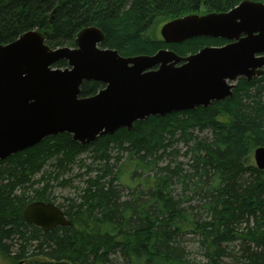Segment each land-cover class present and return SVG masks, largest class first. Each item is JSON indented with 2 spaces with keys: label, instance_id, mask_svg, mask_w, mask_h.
<instances>
[{
  "label": "trees",
  "instance_id": "1",
  "mask_svg": "<svg viewBox=\"0 0 264 264\" xmlns=\"http://www.w3.org/2000/svg\"><path fill=\"white\" fill-rule=\"evenodd\" d=\"M242 1L0 0V45L38 30L52 49L73 47L80 30L96 27L104 36L100 47L123 57L163 49L186 57L226 42L199 37L167 45L154 29ZM102 88L84 82L80 96ZM258 147L264 73L239 79L222 102L151 116L88 145L67 134L48 137L0 161V254L11 264H264V172L251 162ZM68 187L73 194L58 206L69 226L42 232L25 222L27 205L53 202L54 189ZM123 188L130 191L124 197ZM185 237L200 259L183 245ZM234 243L238 253L229 250Z\"/></svg>",
  "mask_w": 264,
  "mask_h": 264
},
{
  "label": "water",
  "instance_id": "2",
  "mask_svg": "<svg viewBox=\"0 0 264 264\" xmlns=\"http://www.w3.org/2000/svg\"><path fill=\"white\" fill-rule=\"evenodd\" d=\"M165 44L193 38L221 39V47H205L179 57L169 50L153 56L123 57L100 48L103 33L82 29L74 48L51 49L46 35L29 31L0 45V161L59 134L88 145L117 130H131L149 116L207 108L230 97L239 78L262 75L264 3L245 0L225 13L192 14L163 24ZM64 60V70L52 69ZM84 82L104 87L94 96L80 97ZM258 170L264 171V147L254 150ZM25 222L43 232L69 223L51 204L33 202Z\"/></svg>",
  "mask_w": 264,
  "mask_h": 264
},
{
  "label": "rangeland",
  "instance_id": "3",
  "mask_svg": "<svg viewBox=\"0 0 264 264\" xmlns=\"http://www.w3.org/2000/svg\"><path fill=\"white\" fill-rule=\"evenodd\" d=\"M154 33H153V36L155 37V38H160L159 37V35H158V31H157V29L155 28L154 29ZM157 31V32H156ZM84 156H86V155H83V157H81V158H84ZM124 159L125 158H123V159H121V162L118 164V165H120V164H122L123 162H124ZM179 161H182V159L181 158H179ZM251 162H252V164L254 165V161H253V157H252V154H251ZM87 163H90V161H88ZM72 171H73V174H77V168L76 167H74L73 169H72ZM129 178V176L127 175L126 177H125V179H124V182H123V187H127V179ZM78 183H77V179L76 178H74V182H73V185L75 186V185H77ZM123 193H122V195H123V197L124 196H126L127 194H129L130 193V191L129 190H127V189H124L123 188ZM73 190L72 189H70V187H68V188H65V189H58V188H55L54 189V191H53V202H55L56 204L58 203V201H60V197L61 196H67V195H72L73 193ZM59 204V203H58ZM183 245L184 246H187L188 248H189V250L191 251V254H192V257H194L195 256V254H197V250H196V246H195V244L194 243H192L191 241H189V238H183ZM239 243H234L231 247H229V250H231V251H237V253L239 252ZM233 256H231L230 258H232ZM195 258H197V259H200L201 257L198 255V256H195ZM233 258H238L237 256H234ZM43 260V259H42ZM0 264H11V261H10V259L9 258H7V257H5V256H3V255H1L0 254Z\"/></svg>",
  "mask_w": 264,
  "mask_h": 264
},
{
  "label": "bare ground",
  "instance_id": "4",
  "mask_svg": "<svg viewBox=\"0 0 264 264\" xmlns=\"http://www.w3.org/2000/svg\"><path fill=\"white\" fill-rule=\"evenodd\" d=\"M227 12H228V11H227ZM221 13H225V12H221ZM207 14H211V13H207ZM174 20H175V19H174ZM89 28H91V27H89ZM93 28L98 29V28H96V27H93ZM84 29H86V28H84ZM98 30H99V29H98ZM99 31H100V30H99ZM28 32H29V31H28ZM100 32H101V31H100ZM20 36H21V35H20ZM20 36H19V37H20ZM19 37H18V38H19ZM18 38H17V39H18ZM17 39H16V40H17ZM13 42H14V41H13ZM11 43H12V42H11ZM9 44H10V43H9ZM110 50H111V49H110ZM171 52H172V51H171ZM172 53H174V52H172ZM174 54H175V53H174ZM176 55H177V54H176ZM143 56H146V55H143ZM152 56H153V55H152ZM177 56H178V55H177ZM134 57H139V56H134ZM179 57H180V56H179ZM61 61H64V60H61ZM65 62H66V61H65ZM66 64H67V63H66ZM60 70H61V69H60ZM263 73H264V72H263ZM263 73H262V74H263ZM240 79H241V78H240ZM99 91H100V90H99ZM97 93H98V92H97ZM231 95H232V94H231ZM93 96H94V95H93ZM230 97H231V96H230ZM228 98H229V97H228ZM226 99H227V98H226ZM220 102H221V101H220ZM213 103H214V102H213ZM208 107H209V106H208ZM178 112H183V111H178ZM149 117H151V116H149ZM154 117H162V116H154ZM147 118H148V117H147ZM147 118H146V119H147ZM137 122H138V121H137ZM47 138H48V137H47ZM45 139H46V138H45ZM258 148H259V147H258ZM256 149H257V148H256ZM253 152H254V151H253ZM254 166H255V165H254ZM32 203H33V202H32ZM40 203H43V202H40ZM30 204H31V203H30ZM43 204H51V205H54V204H52V203H43ZM27 206H28V205H27ZM27 206H26V207H27ZM54 206H55V205H54ZM26 207H25V208H26ZM56 208H58V207H56ZM58 209H59V208H58ZM24 210H25V209H24ZM59 210H60V209H59ZM60 211H61V210H60ZM23 213H24V212H23ZM63 216H64V219L69 223L68 225H65V226H69V225H70V222L66 219L65 215H63ZM32 226H34V225H32ZM65 226H59V227H65ZM35 227H37V226H35ZM37 228H39V227H37ZM39 229H40V228H39ZM40 230H41V229H40Z\"/></svg>",
  "mask_w": 264,
  "mask_h": 264
},
{
  "label": "flooded vegetation",
  "instance_id": "5",
  "mask_svg": "<svg viewBox=\"0 0 264 264\" xmlns=\"http://www.w3.org/2000/svg\"><path fill=\"white\" fill-rule=\"evenodd\" d=\"M35 202H42V201H35ZM43 203H52L54 204L56 207H58L60 209V207L58 206V203L56 204L55 202H43ZM62 211V209H60Z\"/></svg>",
  "mask_w": 264,
  "mask_h": 264
}]
</instances>
